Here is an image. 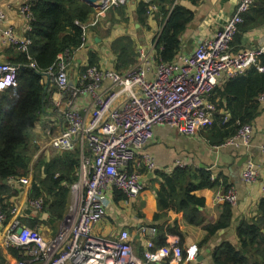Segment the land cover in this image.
Listing matches in <instances>:
<instances>
[{
	"label": "built area",
	"instance_id": "2783aa9c",
	"mask_svg": "<svg viewBox=\"0 0 264 264\" xmlns=\"http://www.w3.org/2000/svg\"><path fill=\"white\" fill-rule=\"evenodd\" d=\"M102 1L104 7L94 8L89 21L79 24L84 39L107 9L126 5L128 0ZM251 2L240 0L237 12L212 36L198 40L190 54L179 53L172 61L157 59L153 40L150 50L138 49L133 67L119 72L99 65H86L80 75V85L71 89L67 71L73 54L65 50L58 55L55 64L47 68L46 84L55 85L60 93L67 92L68 95L60 112L64 128L51 137L50 145L58 152L79 150V175L69 186L68 210L53 239L45 238L36 228L22 225L16 218H20L17 205H9L8 215L0 201L2 244L6 248H19L27 256L15 264H181L196 259V244L183 248L176 234H168L165 244L156 246L157 234L152 225L139 227L145 240L140 254L135 252L126 230L116 236L100 237L94 233V227L104 219L105 197L114 189L120 190L126 198L140 195L143 189L137 169L140 164L147 169H156L152 155L140 152L152 140L155 125L168 126L180 134L195 135L213 122L217 109L209 100V94L221 75L229 78L243 75L252 66L264 71L257 61L259 54L264 53V45L237 51L231 46L241 22L239 12L247 10ZM151 8L156 7L151 5ZM21 12L31 19L27 3ZM4 20L0 10V22ZM3 38L23 51L27 50L28 39H18L11 31H6ZM17 67L11 62H0V92L15 84ZM81 94L90 95L86 115L75 104ZM257 101L264 102V91ZM252 133L251 124H241L228 143L234 144L238 138L247 145ZM86 145L89 155L82 156ZM260 148L264 153V144ZM240 177L245 183L255 182L259 177L258 165L247 159ZM19 181L28 183L24 177ZM260 190L264 195V183ZM42 199H28V208L42 211ZM236 200L233 187L217 193L214 199L215 203L231 204Z\"/></svg>",
	"mask_w": 264,
	"mask_h": 264
},
{
	"label": "trees",
	"instance_id": "16d2710c",
	"mask_svg": "<svg viewBox=\"0 0 264 264\" xmlns=\"http://www.w3.org/2000/svg\"><path fill=\"white\" fill-rule=\"evenodd\" d=\"M181 1L198 5L203 0H141L135 8V18L139 25L146 27L149 5L153 3L157 6L155 16L160 17L159 24L161 23L162 29L157 31L153 39L156 41L159 56L164 61H172L180 52V36L193 18V11L184 7ZM27 2L32 13L29 28L24 36L29 40L27 51L18 46L14 47L15 58H11L10 62L18 66L16 82L0 92V201H3L2 207L8 215V204L14 203L19 193L17 185L11 180L14 182L20 177L29 176L31 161L37 150L34 147L32 152L31 133L46 108L48 76L43 72L55 64L59 54L65 50L73 54L80 47L82 30L79 24L88 22L94 12V8L82 0ZM124 8L125 5H119L107 10L120 15L123 14ZM236 12L237 6L234 13ZM239 15L241 22L238 23L231 43L234 51L242 48L243 34L264 23V0H252L249 8L239 12ZM136 40L137 37L128 32L111 40L109 49L115 59L113 68L110 69L124 72L135 65ZM257 61L264 67V53L259 54ZM31 62L34 67L30 66ZM88 65H99L98 56L92 50L88 52ZM262 91L264 71H259L256 66L247 69L243 75L228 78L221 86L217 83L209 94V100L217 111L212 124L207 127L211 129L207 140L213 145H220L234 137L241 124L252 125L262 105L256 96ZM157 126L160 125L152 128V140ZM138 158L140 159V154ZM79 161L78 150L57 151L49 158L40 156L31 172L28 196L31 199L43 198L44 212L49 216L46 223L53 230L68 210L69 186L76 180L75 169ZM137 169L140 174L142 170L155 171V175L161 180L155 193L157 212L153 214L154 223L151 224L156 229V246L165 244L168 234H177L181 246L183 245L184 234L177 219L169 213H181L186 224L201 226L205 235L198 242V247L205 245L220 229L230 227L233 210L229 203H221L222 210L217 219L206 222L202 211L204 198L196 195L197 190L204 188L220 187L225 190L229 187L224 179L213 177L209 169H195L183 162H179L171 172L147 169L143 164ZM141 183L142 193L145 187L142 179ZM113 193V202L126 200L120 199L126 197L120 190L114 189ZM131 201L130 198L129 202ZM161 217L170 218V221L160 222ZM20 220L23 225L34 228L35 221L29 218ZM235 234L237 242L222 240L213 248L211 261L207 264H264V197L258 201L253 216L242 218L238 222ZM7 250L12 256H18L20 251L19 248L11 247ZM4 261L0 254V264Z\"/></svg>",
	"mask_w": 264,
	"mask_h": 264
},
{
	"label": "crops",
	"instance_id": "0c3cea01",
	"mask_svg": "<svg viewBox=\"0 0 264 264\" xmlns=\"http://www.w3.org/2000/svg\"><path fill=\"white\" fill-rule=\"evenodd\" d=\"M29 0H0V9L5 15V22L0 28V62H10L11 58H15V45L4 40L2 30L11 28L18 37H24L29 28V19L25 17L21 9ZM141 0H128L123 14L118 15L112 10H107L105 15L98 23V27L90 29L85 45L77 49L71 58L68 68L69 89L80 85V75L85 66L88 65V52L92 50L99 59V66L104 68H113L114 55L109 49L111 40L123 34L124 32L132 33L137 37L136 48H145L150 50L153 37L161 28L159 24L160 17L155 16L156 8L152 9L149 5V14L147 26L141 27L135 18V8ZM148 2L150 0H143ZM177 0H174V2ZM240 0H203L198 5L182 2L184 7L193 11V18L186 25L185 31L180 36V53L187 54L194 50L198 40L210 37L220 30L227 19L234 13L235 8ZM28 3V2H27ZM173 4V3H172ZM125 17V18H124ZM126 19V20H125ZM242 48H251L264 45V23L249 32L243 34L241 40ZM241 49V48H239ZM112 70V69H111ZM229 77L221 75L218 84L221 86ZM71 82V83H70ZM68 93L61 92L52 84L46 86V108L36 123L31 133L33 147L37 148L33 155V160L28 176V184H19L11 180L17 185L19 193L15 198L14 204L18 206V214L20 218H29L34 222V228H37L45 238H50L53 233L58 230L56 225L53 230L46 222L48 215L42 211H33L28 208L27 200L29 199L28 191L32 179V171L40 156L49 158L56 154L57 151L50 145L52 136L57 135L64 128V123L60 117V112L65 106ZM90 95L81 94L76 99V107L79 111L86 115V111L90 105ZM258 95L256 96L257 99ZM260 104V111L256 118L252 121L253 133L247 145L243 144L240 139L236 138L234 144L228 141L220 145L211 144L207 138L210 135V128L199 133L189 136L182 135L165 125H160L154 129L153 140L145 145L140 152L150 153L155 159L156 170L171 172L172 169L183 162L185 165L195 169H209L212 176H218L224 179L229 187H233L237 193L235 204H231L233 216L230 227L220 229L205 245L199 247L198 255H202L200 260L191 261L187 264H207L211 261V252L213 248L222 240H229L233 243L237 242L235 228L242 218H249L255 214L258 201L264 196L261 193L260 186L264 183V153L261 151V145L264 144V102ZM222 112V111H221ZM54 129L56 133H53ZM49 139V141H48ZM77 150V149H76ZM79 152V150H78ZM80 161L81 154L79 152ZM244 159H250L258 165L259 177L253 183H245L241 180L240 174L244 166ZM79 161V165H80ZM79 165L76 167L77 171ZM141 179L145 184L143 192L129 202L130 198L113 202L114 193L105 197L106 216L97 226L94 227V233L100 237H107L113 232L126 230L129 240L135 247L137 253H141L142 244L145 242L141 237L139 227L142 225H151L153 214L157 212L156 206V189L160 185V179L155 175V171H141ZM78 175L76 176L77 179ZM228 187V188H229ZM225 191L218 188H204L196 191V195L204 198V207L202 208L206 222H213L217 219L222 210L221 204L214 202L215 195ZM70 198V197H69ZM179 223V227L184 234L183 247L198 242L205 235V231L201 226L188 225L184 222L182 214H171ZM160 222L170 221V218L161 217ZM43 221V222H42ZM45 226H49L46 229ZM43 229V231L41 230ZM46 230L49 234L46 233ZM2 233L0 231V249L1 255L5 261L1 264H15L16 261L26 258L25 252L20 250L18 256H12L2 244ZM16 248V247H11ZM24 257V258H23ZM38 264V263H32Z\"/></svg>",
	"mask_w": 264,
	"mask_h": 264
},
{
	"label": "bare ground",
	"instance_id": "6f19581e",
	"mask_svg": "<svg viewBox=\"0 0 264 264\" xmlns=\"http://www.w3.org/2000/svg\"><path fill=\"white\" fill-rule=\"evenodd\" d=\"M97 1H102V0H97ZM1 10V9H0ZM2 11V10H1ZM3 12V11H2ZM4 19H5V15H4ZM5 22V20L4 21H2V22H0V28H1V25L3 24ZM6 31H11V33L15 36V37H17L18 39H23V38H25V37H18V35L11 29V28H5V29H3L2 30V35L6 32ZM86 40L87 39H84L83 38V33H82V43H81V47L83 46V45H85V43H86ZM25 51H27V50H25ZM71 55V54H70ZM72 56V55H71ZM30 66L31 67H34V65H31L30 64ZM69 68V67H68ZM111 70V69H110ZM47 71H48V69L46 70V71H44L43 73L44 74H46L47 73ZM115 71V70H114ZM17 72H18V67H17ZM13 86V85H12ZM9 87H11V86H9ZM8 87V88H9ZM48 141H49V139H48ZM87 155H89V149L87 148V145L83 148V150H82V156H87ZM77 175H79V170L77 171ZM139 176H142L141 174H138ZM18 220H20L18 217H16ZM9 221H10V218L8 219ZM21 221V220H20ZM21 223H22V221H21ZM22 225H23V223H22ZM119 233V232H118ZM118 233H116V232H113L112 233V236H116V235H118ZM121 235V234H120ZM56 237V233H54V235L53 236H51L50 238L51 239H53V238H55ZM23 255H25V254H23Z\"/></svg>",
	"mask_w": 264,
	"mask_h": 264
},
{
	"label": "water",
	"instance_id": "95a60500",
	"mask_svg": "<svg viewBox=\"0 0 264 264\" xmlns=\"http://www.w3.org/2000/svg\"><path fill=\"white\" fill-rule=\"evenodd\" d=\"M82 1L85 2L86 4L90 5L91 7L95 8V9H99V8H103L104 7L103 1H97V0H82ZM155 43H156V41H155ZM244 160L246 161L247 159H244ZM201 256L202 255H197L196 260H200L201 259Z\"/></svg>",
	"mask_w": 264,
	"mask_h": 264
},
{
	"label": "clouds",
	"instance_id": "9594fccd",
	"mask_svg": "<svg viewBox=\"0 0 264 264\" xmlns=\"http://www.w3.org/2000/svg\"><path fill=\"white\" fill-rule=\"evenodd\" d=\"M180 53V52H179ZM178 53V54H179ZM5 90V89H4ZM168 127V126H167ZM170 128V127H169ZM172 129V128H171ZM176 131V130H175ZM177 132V131H176ZM179 133V132H178ZM180 134V133H179ZM182 135H184V134H182ZM20 178H23V177H20ZM19 178V179H20ZM24 178H26L27 180H28V177H24ZM19 179H16V180H14V181H16V182H18L19 184H23L22 182H20L19 181ZM29 183V182H28ZM28 183H26V184H28ZM26 184H24V185H26ZM228 189V188H227ZM226 190V189H225ZM29 199H31V198H29ZM5 203H6V201H4ZM215 202V201H214ZM225 202V201H224ZM2 203H3V201H2ZM221 203H223V202H221ZM221 203H216V204H221ZM9 205H15L14 203H12V204H8V206ZM106 216V215H105ZM21 219V218H20ZM103 221V220H102ZM177 235V234H176ZM180 238V237H179ZM181 244V243H180ZM193 244H195V243H193ZM197 246V245H196ZM182 247H183V245H182ZM185 247H187V246H185ZM185 247H183V248H185ZM197 248H198V252H199V247L197 246ZM136 252V251H135ZM137 253V252H136ZM137 254H139V253H137ZM197 255H198V253H197ZM197 257V256H196ZM196 260V259H195ZM195 260H193V261H195ZM191 262V261H190ZM183 263H186V261H184ZM183 263H181V264H183Z\"/></svg>",
	"mask_w": 264,
	"mask_h": 264
},
{
	"label": "rangeland",
	"instance_id": "374dc122",
	"mask_svg": "<svg viewBox=\"0 0 264 264\" xmlns=\"http://www.w3.org/2000/svg\"><path fill=\"white\" fill-rule=\"evenodd\" d=\"M96 27H98V24L95 25V26H93V27H91V30L94 29V28H96ZM190 53H191V52H190ZM190 53H188V54H190ZM154 55L157 57V59H161V57L159 56L158 50H157V48H156V45H155V47H154ZM53 133H56V130H55V129H54ZM32 160H33V159H32ZM31 163H32V161H31ZM45 227H46V229L49 228V226H45ZM40 230H41V229H40ZM41 231L44 232L43 229H42ZM46 233L49 234V232H48L47 230H46ZM53 234H54V233H53Z\"/></svg>",
	"mask_w": 264,
	"mask_h": 264
}]
</instances>
